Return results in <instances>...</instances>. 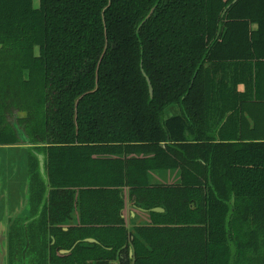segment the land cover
<instances>
[{"label": "trees", "instance_id": "1", "mask_svg": "<svg viewBox=\"0 0 264 264\" xmlns=\"http://www.w3.org/2000/svg\"><path fill=\"white\" fill-rule=\"evenodd\" d=\"M21 134L44 209L8 264H264V0H0V145Z\"/></svg>", "mask_w": 264, "mask_h": 264}, {"label": "crops", "instance_id": "2", "mask_svg": "<svg viewBox=\"0 0 264 264\" xmlns=\"http://www.w3.org/2000/svg\"><path fill=\"white\" fill-rule=\"evenodd\" d=\"M30 149V145L25 144L0 145V264H8L7 239L10 224L16 219H23L25 224L31 223L40 214L29 210ZM150 178L153 183H173L179 181L180 172L160 170L152 173ZM122 194L125 201L122 216L126 226L132 230L137 225L149 223L150 211L136 204V197L131 196L128 187L123 189ZM154 210L163 212L164 208L156 207Z\"/></svg>", "mask_w": 264, "mask_h": 264}, {"label": "water", "instance_id": "3", "mask_svg": "<svg viewBox=\"0 0 264 264\" xmlns=\"http://www.w3.org/2000/svg\"><path fill=\"white\" fill-rule=\"evenodd\" d=\"M235 1H236V0H235ZM152 12H153V9L151 10V12H150V14L148 15V17L152 14ZM145 76H146V74H145ZM146 78H147V81H148V84H149L150 94H151V96H153V94H154L153 86H152V84H151L150 79H149L147 76H146ZM19 131H20V130H19ZM20 132H21V131H20ZM21 136H22V139H23V142H24L25 145H30V144H31V143L29 142V140L23 136V134H21ZM36 155L38 156V158H39V160H40V170H41V173H42V174H45V163H44L45 154H44V153H36ZM44 177H45V181H46L47 186H48L47 178H46L45 175H44ZM84 240H85V241H88V242H97V240L94 239V238H86V239H84Z\"/></svg>", "mask_w": 264, "mask_h": 264}, {"label": "flooded vegetation", "instance_id": "4", "mask_svg": "<svg viewBox=\"0 0 264 264\" xmlns=\"http://www.w3.org/2000/svg\"><path fill=\"white\" fill-rule=\"evenodd\" d=\"M45 160H46V156H45V159H44V163H45ZM45 174H46V169H45ZM44 174V175H45ZM46 176V175H45ZM45 178V177H44ZM49 186H47V189L49 190ZM44 209V205L43 204H41V206H40V208H39V213H41L42 212V210ZM30 211H32V208H31V206H30V209H29ZM33 210H35V209H33ZM33 212H35L36 213V211H33ZM38 213V214H39ZM18 220V222H21V223H23V224H25L23 221V219H16V221ZM65 229H67V226L65 227ZM76 245V244H75ZM71 252V249L70 250H67V249H62V250H60V253L61 254H68V253H70ZM23 264H26V261L23 263Z\"/></svg>", "mask_w": 264, "mask_h": 264}, {"label": "rangeland", "instance_id": "5", "mask_svg": "<svg viewBox=\"0 0 264 264\" xmlns=\"http://www.w3.org/2000/svg\"><path fill=\"white\" fill-rule=\"evenodd\" d=\"M169 110V111H168ZM168 113H173V110L172 109H167V115H168ZM16 157V156H15ZM6 163V162H5ZM7 164V163H6ZM9 164H10V160H9ZM11 166V165H10ZM0 229H1V226H0ZM0 248H1V245H0Z\"/></svg>", "mask_w": 264, "mask_h": 264}]
</instances>
